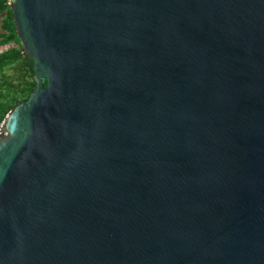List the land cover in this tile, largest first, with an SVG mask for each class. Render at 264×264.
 Wrapping results in <instances>:
<instances>
[{
  "label": "water",
  "instance_id": "1",
  "mask_svg": "<svg viewBox=\"0 0 264 264\" xmlns=\"http://www.w3.org/2000/svg\"><path fill=\"white\" fill-rule=\"evenodd\" d=\"M8 4L0 264H264V0Z\"/></svg>",
  "mask_w": 264,
  "mask_h": 264
},
{
  "label": "trees",
  "instance_id": "2",
  "mask_svg": "<svg viewBox=\"0 0 264 264\" xmlns=\"http://www.w3.org/2000/svg\"><path fill=\"white\" fill-rule=\"evenodd\" d=\"M8 2L0 0V46L13 45L0 52V124L35 88L33 61L21 54Z\"/></svg>",
  "mask_w": 264,
  "mask_h": 264
},
{
  "label": "rangeland",
  "instance_id": "3",
  "mask_svg": "<svg viewBox=\"0 0 264 264\" xmlns=\"http://www.w3.org/2000/svg\"><path fill=\"white\" fill-rule=\"evenodd\" d=\"M13 46L12 44H7V45H4V46H0V52L3 51V50H6L8 49L9 47ZM6 118V117H5ZM3 123V122H2ZM2 123L0 124V126L2 125Z\"/></svg>",
  "mask_w": 264,
  "mask_h": 264
},
{
  "label": "built area",
  "instance_id": "4",
  "mask_svg": "<svg viewBox=\"0 0 264 264\" xmlns=\"http://www.w3.org/2000/svg\"><path fill=\"white\" fill-rule=\"evenodd\" d=\"M1 129H2V125L0 126V134L2 133V130Z\"/></svg>",
  "mask_w": 264,
  "mask_h": 264
}]
</instances>
